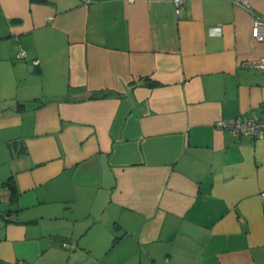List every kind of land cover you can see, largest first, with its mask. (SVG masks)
Instances as JSON below:
<instances>
[{"label": "crops", "instance_id": "obj_1", "mask_svg": "<svg viewBox=\"0 0 264 264\" xmlns=\"http://www.w3.org/2000/svg\"><path fill=\"white\" fill-rule=\"evenodd\" d=\"M235 1L0 0V262L264 264V138L218 127L264 116Z\"/></svg>", "mask_w": 264, "mask_h": 264}, {"label": "built area", "instance_id": "obj_2", "mask_svg": "<svg viewBox=\"0 0 264 264\" xmlns=\"http://www.w3.org/2000/svg\"><path fill=\"white\" fill-rule=\"evenodd\" d=\"M88 2L91 0H87ZM173 4L175 14L180 15V10L183 8L187 0H170ZM237 4L243 6L250 13L249 7L245 0H236ZM251 37L257 42H264V20L256 18L253 22L250 32ZM22 57L23 54L21 53ZM39 61H34V64H38ZM249 65L255 69L264 70V56L250 61ZM218 127L229 131L235 137H250L252 139L264 138V116H257L254 112L249 116L241 115L234 119L222 121L218 123ZM261 197H264L262 195ZM0 217L6 218L8 221H14V216L10 213L0 214ZM0 264H16L5 263Z\"/></svg>", "mask_w": 264, "mask_h": 264}, {"label": "rangeland", "instance_id": "obj_3", "mask_svg": "<svg viewBox=\"0 0 264 264\" xmlns=\"http://www.w3.org/2000/svg\"><path fill=\"white\" fill-rule=\"evenodd\" d=\"M0 66L3 67L2 65H0ZM28 79L35 80L33 76L26 74L24 71L19 76L15 77V78L12 76L6 78V80L9 82V85L11 87L16 88V87L20 86L19 91L18 92L16 91V95L21 94L23 92V90L21 88H23L27 85L26 82L29 81ZM39 85H40V83H39ZM20 97H18V98H20Z\"/></svg>", "mask_w": 264, "mask_h": 264}, {"label": "clouds", "instance_id": "obj_4", "mask_svg": "<svg viewBox=\"0 0 264 264\" xmlns=\"http://www.w3.org/2000/svg\"><path fill=\"white\" fill-rule=\"evenodd\" d=\"M220 33V28H214V29H211L210 32H209V35L210 36H216V35H219Z\"/></svg>", "mask_w": 264, "mask_h": 264}, {"label": "trees", "instance_id": "obj_5", "mask_svg": "<svg viewBox=\"0 0 264 264\" xmlns=\"http://www.w3.org/2000/svg\"><path fill=\"white\" fill-rule=\"evenodd\" d=\"M11 182H12V180H11V178H9L4 184H5L6 186H8L9 188H11V190H12V192H13L14 190H13V187H12V185H11Z\"/></svg>", "mask_w": 264, "mask_h": 264}]
</instances>
